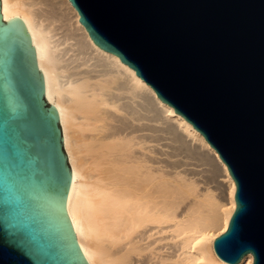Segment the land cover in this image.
I'll use <instances>...</instances> for the list:
<instances>
[{
  "label": "water",
  "instance_id": "1",
  "mask_svg": "<svg viewBox=\"0 0 264 264\" xmlns=\"http://www.w3.org/2000/svg\"><path fill=\"white\" fill-rule=\"evenodd\" d=\"M69 1L226 164L235 209L216 255L264 264V0ZM70 170L24 21L0 15V264H89L65 213Z\"/></svg>",
  "mask_w": 264,
  "mask_h": 264
},
{
  "label": "bare ground",
  "instance_id": "2",
  "mask_svg": "<svg viewBox=\"0 0 264 264\" xmlns=\"http://www.w3.org/2000/svg\"><path fill=\"white\" fill-rule=\"evenodd\" d=\"M0 15L24 21L45 101L59 114L71 169L65 213L89 264H251L250 252L229 263L213 247L235 209V183L218 152L134 69L90 40L69 0H0ZM163 138L173 152L220 166L228 204L177 210V159L161 155ZM161 168L168 178L157 175Z\"/></svg>",
  "mask_w": 264,
  "mask_h": 264
},
{
  "label": "rangeland",
  "instance_id": "3",
  "mask_svg": "<svg viewBox=\"0 0 264 264\" xmlns=\"http://www.w3.org/2000/svg\"><path fill=\"white\" fill-rule=\"evenodd\" d=\"M191 139L190 141L191 143H193V145H196V142L197 146L200 144L197 140ZM166 141L168 143H166ZM160 142L165 143L164 145L162 143L161 155L163 156L167 154L163 157H167L169 159H177L175 168H173L175 174L173 175L175 176L173 177V183L175 184H173V186H175V196L177 193V198L175 197L174 201L176 200L175 202L178 206V211H181L182 207V210H186L191 207H197L202 212L208 213L211 209H216L222 204H228V181H226L224 173L220 166H218V164L204 161V159H202L199 155H193L192 157L191 155H186L181 151L173 152L172 148L169 145L170 141L167 138H163ZM164 148L167 151H165ZM162 156L161 158H163ZM157 175L161 177L163 176V179L168 178L164 177L162 168L157 171ZM178 175L181 178H179ZM182 176L184 178H182ZM174 179H176L177 181ZM178 211L177 213H179Z\"/></svg>",
  "mask_w": 264,
  "mask_h": 264
}]
</instances>
